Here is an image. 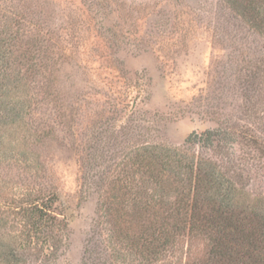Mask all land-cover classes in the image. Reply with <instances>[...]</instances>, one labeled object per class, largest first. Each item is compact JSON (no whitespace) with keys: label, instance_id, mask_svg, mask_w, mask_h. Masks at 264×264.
Segmentation results:
<instances>
[{"label":"rangeland","instance_id":"rangeland-1","mask_svg":"<svg viewBox=\"0 0 264 264\" xmlns=\"http://www.w3.org/2000/svg\"><path fill=\"white\" fill-rule=\"evenodd\" d=\"M250 3L0 0V264H147L124 238L144 230L147 147L211 160L264 212V0L259 16ZM209 130L222 152L189 141Z\"/></svg>","mask_w":264,"mask_h":264},{"label":"trees","instance_id":"trees-1","mask_svg":"<svg viewBox=\"0 0 264 264\" xmlns=\"http://www.w3.org/2000/svg\"><path fill=\"white\" fill-rule=\"evenodd\" d=\"M250 2L253 14L259 16L262 7L257 6L258 0ZM189 141L222 152L219 132L194 134ZM142 154L143 166L138 171L150 189L147 186L131 201L134 216L144 222V230L133 239L124 238L133 241L147 264H162L169 255H177L185 242L199 239L206 244V254L201 259L187 255L185 264H264V212L231 197L228 191L233 189L232 184L218 171L217 164L205 158L197 161L188 157L192 160L188 163L177 160V152L165 147H147ZM158 205L170 209L159 222L155 212ZM34 210L41 214L40 223L49 221L42 209ZM14 256L12 252L5 257L17 263ZM166 261L164 264H168ZM169 263L184 264L183 259Z\"/></svg>","mask_w":264,"mask_h":264}]
</instances>
